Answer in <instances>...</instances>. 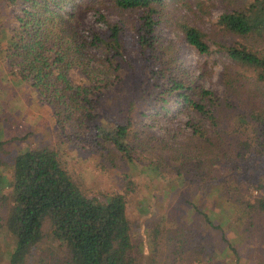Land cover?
Listing matches in <instances>:
<instances>
[{
	"label": "rangeland",
	"instance_id": "1",
	"mask_svg": "<svg viewBox=\"0 0 264 264\" xmlns=\"http://www.w3.org/2000/svg\"><path fill=\"white\" fill-rule=\"evenodd\" d=\"M56 1L77 17L79 40L72 46L81 52L68 56L67 68L73 91L80 86L99 87L105 97L98 101L92 121L73 122L57 115L51 94L41 95L30 80L22 81L10 68L1 38L7 31L1 26L0 170L11 175L18 152L49 146L59 152L66 169L90 197L105 200L109 194L127 192L131 180L128 215L141 264H264V211L259 207L264 198V147L241 144L248 135L257 137L255 132L237 130V115L246 114L244 110H234V117L221 113L230 96L224 72L232 63L220 53L218 43L230 45L235 37L223 30L219 18L238 5L235 0H165L156 16L157 54L164 61L163 70L186 85L210 90L218 99L215 105L220 104L213 106L214 119L197 114L176 97L169 99L166 109L129 112L127 101L135 88L132 71L144 64L136 44L144 9H122L115 0H97L93 6V0ZM21 12L20 3L0 0V21L8 29L16 26ZM185 22L206 34L210 53L186 41L179 28ZM110 24L125 30L123 52L128 61L118 67L109 62L103 43H93L95 35L109 36ZM60 72L56 69V74ZM92 90L89 96L97 97V89ZM259 101L264 104V98ZM80 114L79 110L75 116ZM129 118L134 164L97 136L100 125L126 124ZM197 125L220 141L216 149H207L208 142L194 132ZM233 128L232 134L222 132L218 137L217 130ZM6 216L7 207L0 201L3 225ZM16 247L17 237L2 226L0 264L10 263ZM67 257V250L47 234L25 264H68Z\"/></svg>",
	"mask_w": 264,
	"mask_h": 264
},
{
	"label": "trees",
	"instance_id": "2",
	"mask_svg": "<svg viewBox=\"0 0 264 264\" xmlns=\"http://www.w3.org/2000/svg\"><path fill=\"white\" fill-rule=\"evenodd\" d=\"M11 1L20 3L22 12L15 19L16 26L8 29L4 21H0V27L7 31L1 38H5L3 51L12 71L18 73L22 81L30 80L41 95L51 94L57 115L63 114L73 122H79V119L82 122L92 121L93 111L105 93L99 87L87 86L73 91L67 78L68 56L81 52L80 48L72 46L79 40L77 17L64 11V5L56 0ZM164 2L115 0L119 8L145 10L136 38L137 50L144 64L140 67L135 65L132 71L135 88L127 101L128 110L138 115L139 110L143 113L146 108L166 109L169 99L176 97L197 114L214 119L213 106L220 104L215 105L218 99L210 90L192 83L186 85L183 79L163 70L165 64L157 54L155 31L159 23L156 16L160 14L159 8ZM234 2L238 5L219 18L223 30L235 37L230 45L218 43L220 53H224L232 63L224 72L230 96L227 109H222L221 113L230 112L229 116H233L234 110H244L246 114L237 115V130L242 134L255 132L257 137L253 139L248 135L241 144L264 147V104L259 101L264 98V0ZM97 3L93 0L90 6ZM179 28L186 41L198 51L211 52V45L203 31L186 22L180 23ZM109 29L107 38L95 35L93 43H103L108 49L109 62L118 67L123 61H128L123 52L125 30L117 24H110ZM232 67L234 70H231ZM56 69L63 72L56 74ZM250 80V84L245 82ZM92 89H97V97L89 96L94 91ZM202 99L208 100V103H203ZM79 110L81 114L75 116ZM131 126V118L126 124L111 122L100 125L97 136L104 143L113 144L130 164H134L129 144ZM193 128L202 140L208 142L207 149L217 148L220 141L208 137L207 131L200 125ZM222 132L232 134L234 128L217 130L219 138ZM2 147L3 142H0V151ZM133 185L129 180L127 192L132 190ZM127 192L109 194L105 200L90 197L74 180L54 148L45 146L18 152L11 175L0 170V201L7 207L4 225L0 218V228L5 226L17 237V247L9 264H25L32 249L47 234L67 250L68 264H141L132 236ZM259 207L264 211V198L259 201ZM208 222L215 225L214 221ZM46 224H49V232L45 231Z\"/></svg>",
	"mask_w": 264,
	"mask_h": 264
}]
</instances>
